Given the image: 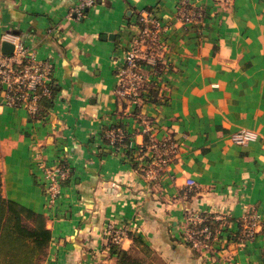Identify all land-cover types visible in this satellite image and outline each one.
Segmentation results:
<instances>
[{
  "label": "crops",
  "instance_id": "1",
  "mask_svg": "<svg viewBox=\"0 0 264 264\" xmlns=\"http://www.w3.org/2000/svg\"><path fill=\"white\" fill-rule=\"evenodd\" d=\"M77 1L0 0V45L13 31L54 61V89L39 114L7 105L0 90L4 193L46 215L53 237L42 264H116L110 224L128 229L125 249L141 252L132 235L139 236L162 264L262 263L264 0H191L205 9L199 25L178 17L179 0H97L80 19L68 16ZM142 9L156 10L168 25L169 62L156 96L151 91L133 105L115 86ZM140 111L157 137L179 143L155 183L143 178L139 147L149 140ZM113 125L134 140L131 153L104 140ZM241 129L256 139L236 142L232 134ZM41 159L70 169L51 207ZM192 212L224 213L234 230L253 212L262 228L246 241L224 231L211 250H198L184 238Z\"/></svg>",
  "mask_w": 264,
  "mask_h": 264
},
{
  "label": "built area",
  "instance_id": "2",
  "mask_svg": "<svg viewBox=\"0 0 264 264\" xmlns=\"http://www.w3.org/2000/svg\"><path fill=\"white\" fill-rule=\"evenodd\" d=\"M97 0H78L68 10V16L82 18L87 9L93 6ZM204 7L191 0H179L178 17L186 23L199 25L204 19ZM138 29L130 36L129 45L123 55V63L117 70V82L115 92L130 104L142 105L151 95L150 85L158 89L163 73L168 65L169 56L163 41V34L168 25L154 9H142L138 13ZM59 26L50 30L58 33ZM7 40L14 44L12 52L7 53L0 45V90L3 93L5 103L13 107H23L31 115H37L41 109L44 98L52 96L54 61L51 57H39L36 51L28 44L22 35L13 31L4 32L2 41ZM148 92V93H147ZM137 119L143 124V132L149 135L147 145L139 147L140 155L144 160L142 165L143 178L155 183L162 171L176 159L179 152L178 141L170 136L157 137L154 133L152 119L142 111L137 113ZM127 131L121 126H111L105 133L107 144L115 149L125 148ZM257 134L249 129H241L232 134V138L238 143L256 139ZM131 138V137H130ZM129 146L136 148L131 138ZM40 168L43 171L44 189L48 198V205L54 206L62 193L64 182L69 178L70 170L62 163L49 164L44 159L40 160ZM189 185L196 184L195 179L188 178ZM212 217L223 222L221 234L227 224H230L227 215L221 212H213ZM185 236L194 247L208 250L213 247L214 236L210 241L212 232L210 227L200 224L205 219L202 212H192L186 217ZM237 229L232 235H237L240 240L253 239L262 228V221L258 214L246 212L237 219ZM110 240L120 244L128 229L124 226L117 227L110 224ZM238 233V234H237ZM229 234V236H232Z\"/></svg>",
  "mask_w": 264,
  "mask_h": 264
},
{
  "label": "trees",
  "instance_id": "3",
  "mask_svg": "<svg viewBox=\"0 0 264 264\" xmlns=\"http://www.w3.org/2000/svg\"><path fill=\"white\" fill-rule=\"evenodd\" d=\"M150 87L156 96V93H158L156 91L157 89L151 85ZM41 111L42 107L39 113ZM145 139L147 141L149 140L148 134L145 135ZM104 140L106 142L108 141L106 137H104ZM130 140V135L127 133L124 140L127 153H131L135 148L129 146ZM202 214L205 219L202 223L194 226L200 227L207 224L212 232L210 241L213 240L214 236H221L220 231L223 228V222L213 218L211 212H202ZM132 236L136 244L141 245L143 254L125 249L121 244L110 242V251L117 257L116 264H148L146 255H148V252H151V248L141 237L136 235ZM52 237L53 232L47 226V217L44 213L34 210L5 195L4 176L0 166V264H42ZM184 238L192 245L185 234ZM192 247L198 249L193 245ZM260 264H264V256L263 262Z\"/></svg>",
  "mask_w": 264,
  "mask_h": 264
},
{
  "label": "rangeland",
  "instance_id": "4",
  "mask_svg": "<svg viewBox=\"0 0 264 264\" xmlns=\"http://www.w3.org/2000/svg\"><path fill=\"white\" fill-rule=\"evenodd\" d=\"M88 10V9H87ZM142 172H143V170H142ZM227 227H225L224 228V231H226V233L227 234H231V233H234V229H232V227L229 225V224H227L226 225ZM186 233V228H185V232H184V234ZM234 236H237V235H234ZM228 237V236H227ZM125 238V237H124ZM124 240V239H123ZM123 240H122V242H123ZM213 248V247H212ZM211 248V249H212ZM211 249H208V251L209 250H211ZM199 250H202V249H199ZM204 250V249H203ZM141 254H143L142 253V251L140 252ZM146 261H147V263L148 264H162V263H160V260L158 259V256L157 255H155V254H153L152 252H148V255H146Z\"/></svg>",
  "mask_w": 264,
  "mask_h": 264
},
{
  "label": "water",
  "instance_id": "5",
  "mask_svg": "<svg viewBox=\"0 0 264 264\" xmlns=\"http://www.w3.org/2000/svg\"><path fill=\"white\" fill-rule=\"evenodd\" d=\"M1 49L4 51V52H7V53H10L13 51L14 49V44L10 41H7V40H4L2 41L1 43Z\"/></svg>",
  "mask_w": 264,
  "mask_h": 264
}]
</instances>
